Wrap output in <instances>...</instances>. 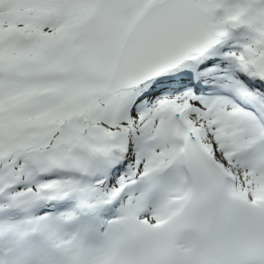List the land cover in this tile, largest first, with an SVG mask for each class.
<instances>
[{
	"label": "snow or ice",
	"instance_id": "6c2138e0",
	"mask_svg": "<svg viewBox=\"0 0 264 264\" xmlns=\"http://www.w3.org/2000/svg\"><path fill=\"white\" fill-rule=\"evenodd\" d=\"M0 264H264V0H0Z\"/></svg>",
	"mask_w": 264,
	"mask_h": 264
}]
</instances>
